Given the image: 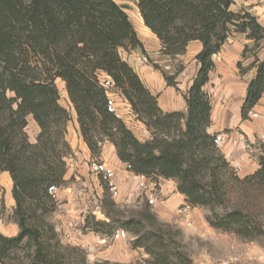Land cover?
Instances as JSON below:
<instances>
[{
    "label": "trees",
    "instance_id": "1",
    "mask_svg": "<svg viewBox=\"0 0 264 264\" xmlns=\"http://www.w3.org/2000/svg\"><path fill=\"white\" fill-rule=\"evenodd\" d=\"M144 27L160 42L167 59L185 53L190 42L201 44L195 56L196 76L184 95L186 113H163L157 98L142 84L118 50L143 52L126 13L113 0H0V173L12 182V219L19 232L0 235V264H19L22 251L27 264H65L78 248H63L52 224L45 219L54 210L47 192L66 185V126L73 113L82 141L92 156L106 142L117 158L136 176L148 181L172 180L191 209H205V221L214 230L241 240L264 237V147L259 169L239 178L214 145L210 126V97L204 87L213 69L212 54L231 33L252 42L242 58L264 43V28L245 8L232 11V0H135ZM159 70L170 87L175 77ZM240 73L245 69L237 64ZM255 75L247 83L241 107L246 119L264 95V61L254 56L248 69ZM111 78L129 105L135 123L149 132L138 139L130 127L106 111L97 75ZM64 84L69 109L59 103L55 84ZM39 128L36 143L26 134V118ZM181 122L184 128H181ZM101 213L108 220L86 219L84 228L109 236L124 230L131 248L143 249L148 259L135 264H192L177 241L178 231L161 223L150 206L125 216L103 185Z\"/></svg>",
    "mask_w": 264,
    "mask_h": 264
},
{
    "label": "crops",
    "instance_id": "2",
    "mask_svg": "<svg viewBox=\"0 0 264 264\" xmlns=\"http://www.w3.org/2000/svg\"><path fill=\"white\" fill-rule=\"evenodd\" d=\"M232 1L234 3L231 7L232 11H237L240 8L247 9L264 28V0ZM138 23L141 32L137 34V37L142 44L143 52L121 48L118 50L120 59L133 69L144 87L157 98L161 112L185 114L184 95L198 71L195 56L200 52L201 44L197 41L190 42L184 54L170 60L160 54V42L144 27L141 18ZM251 44L252 42L246 40L244 36L231 33L219 50L221 61L213 63L208 83L204 87L210 97L211 106L210 126L207 132L210 135H222L223 142L218 148L239 178L251 176L259 169L258 158L264 147L260 140V137L264 136V95L252 108L247 118H241V107L247 83L255 75V69H248V67L254 56L260 61H264V43L260 44L255 52L248 53L245 58H242L244 47ZM142 55L169 75L175 73L171 64L177 63L182 69L175 77L176 88L166 84L159 70L139 65L136 58ZM239 62L245 69L244 73H240L238 70ZM55 84L63 97L62 101L65 106L62 105V107L69 109L70 104L66 97L64 84L60 80H56ZM127 109L122 108L121 110L126 111ZM68 111L71 114V121L67 124L65 133V141L70 148V154L65 160L66 173L63 177L66 185L59 188L54 196L57 209L51 221L60 242L86 249L87 257L91 260L129 263L137 255L144 257L141 249L133 250L130 247L132 241L130 235L126 240H116L103 246L99 244L101 235L84 228L83 216L87 214L88 205L91 204L94 197L100 198L103 193V184L88 169L90 160L97 159L115 170L114 182L118 187V197L115 199L117 204H146L143 192L138 188V183L142 181L143 177L130 172L127 166L119 161L115 148L109 143L101 146L97 156H92L82 141L73 110ZM252 115H256V117L253 118ZM26 121L28 141L35 144L39 128L31 116H28ZM180 126L183 129L184 123L181 122ZM131 127L135 137L141 139V133L145 131L144 126L132 122ZM154 183L156 185L154 204L150 208L160 221L168 222L170 216L174 213L177 214V208L185 202L184 196L177 191L176 183L172 180L158 179ZM0 187L5 200L4 209H2L4 217H0V235L5 238H13L18 234L19 229L12 219L15 204L11 194L12 182L6 172L0 173ZM95 214H100L98 207ZM189 217L191 222V226L187 227L189 229L198 228L204 221L198 208L192 209ZM18 260L24 261L25 259L22 256Z\"/></svg>",
    "mask_w": 264,
    "mask_h": 264
},
{
    "label": "rangeland",
    "instance_id": "3",
    "mask_svg": "<svg viewBox=\"0 0 264 264\" xmlns=\"http://www.w3.org/2000/svg\"><path fill=\"white\" fill-rule=\"evenodd\" d=\"M113 1L126 13L130 23L133 26L134 31H137L136 35L140 34L141 28L138 26L140 16L137 11L136 2L134 0ZM171 65L174 71L179 68V65L177 63H172ZM59 94V103L61 104V106H65L62 101L63 97L60 91ZM103 198L104 197L102 193V195H100V198L94 197V199L91 200V204L88 205V209L86 211L87 214L83 216L84 223L86 219L88 221H91L92 218L97 222H107V219L101 213V202ZM113 200L115 202V199ZM4 202V193L2 191V188L0 187L1 218L4 217V212L2 211V209H4ZM115 204L119 211L124 213L125 216L133 215L135 214V212H138L142 206H145L144 203L117 204L115 202ZM97 207L99 208L100 214H95ZM56 209L57 203L56 201H54V210L48 216H46L45 219L50 224H52L51 221L53 220ZM150 211L154 213L151 208ZM200 213L203 217L204 223L202 222V225L196 229L187 228L191 225L186 224L183 218L179 217L175 213L170 216V221L168 222H162L157 218L156 214L155 216L158 221L170 225L173 230L179 232L176 239L182 246V250L186 253L192 264H264V237L255 241H246L241 240L232 234L214 230L210 228L205 221V216L208 214L207 211L205 209H200ZM98 234L102 236V234ZM58 240L63 248L67 247L79 249L78 252H65V255H70L69 258H66L65 264H135L148 259V256L144 253V250L141 249L144 257L141 255H137L135 259L129 263H116L107 260H91L87 257L86 249L70 244L61 243L59 238ZM15 255L17 258H21L23 256V252L18 251ZM18 261L19 264H27L28 262L27 260ZM15 263L16 262H12V264Z\"/></svg>",
    "mask_w": 264,
    "mask_h": 264
},
{
    "label": "built area",
    "instance_id": "4",
    "mask_svg": "<svg viewBox=\"0 0 264 264\" xmlns=\"http://www.w3.org/2000/svg\"><path fill=\"white\" fill-rule=\"evenodd\" d=\"M211 61L213 63H218L221 61L220 51L212 54ZM136 62L145 67H152L151 62L144 55L138 56ZM153 68V67H152ZM97 80L99 85L104 91L105 100H106V111L112 114L117 120L122 121L126 126L131 128L132 122H135L134 117L131 116L129 105L123 100L119 94V91L115 88L111 78L103 73L97 75ZM122 108H128L126 111L121 110ZM126 112V113H124ZM250 114V113H249ZM253 118L256 115H252ZM150 136L148 131H142L141 137L146 140ZM261 142L264 144V136L260 137ZM223 142L221 134H215L213 143L215 146L219 147ZM106 143V142H105ZM104 143V144H105ZM128 168V167H127ZM89 171L94 174L100 182L105 185L106 190L111 198L116 199L118 197V187L115 184L114 180L116 177L115 170L108 164L98 161L97 159H92L88 162ZM236 172V171H235ZM138 188L143 192L145 202L147 205L151 206L154 204V193L156 185L152 181L146 180L144 177L142 181L138 183ZM59 188L56 186H51L48 188V194L54 198ZM192 209L185 202L181 204L176 213L179 217L183 218L186 224L191 225L190 222V213ZM128 233L124 230H116L113 234L109 236H102L99 239V244L103 246L109 245L111 242L116 240H126L128 239Z\"/></svg>",
    "mask_w": 264,
    "mask_h": 264
}]
</instances>
